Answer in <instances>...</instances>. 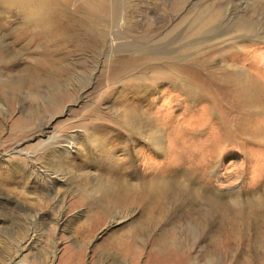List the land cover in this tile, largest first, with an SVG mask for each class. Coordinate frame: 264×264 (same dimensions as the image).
Returning <instances> with one entry per match:
<instances>
[{"label": "rangeland", "instance_id": "obj_1", "mask_svg": "<svg viewBox=\"0 0 264 264\" xmlns=\"http://www.w3.org/2000/svg\"><path fill=\"white\" fill-rule=\"evenodd\" d=\"M138 4L137 11L144 12L143 18L159 21L158 25L164 23L167 28L178 25L171 38L188 33L194 16L204 9L221 13V18L205 30L209 33L206 40L185 38L178 46L195 43L189 52L196 54L198 65L199 60L211 59L210 71L214 74L225 69L229 75L225 77L237 81L242 77L236 75L239 71L243 77L250 76L242 86V96L235 98L237 90L230 91L225 79L202 82L205 87H199L193 98L185 96L186 86L164 84L152 92L158 80L146 93L134 84L125 88L128 93L117 84L99 85L106 71L102 59L96 63L89 52L69 53L67 45H58V55L53 52L50 60L56 67L74 63L75 71L63 74L71 77L73 73L74 81L86 77L88 82L80 86L72 83L73 88L56 110L46 109L39 98L34 99L49 93L43 83H28L15 93L0 85V264H184L181 254L169 249L156 251L152 236L135 261L116 247V237L137 225L143 211L136 203H105L104 198L93 195L96 180L111 178L104 168L109 158L122 159L118 170L130 181L184 180V172L215 190L219 197L233 191L246 197L257 193L264 183V41L235 35L238 39L226 43L225 35H216V30L227 25L225 14L230 10L233 20L245 19L263 29L264 0H185L182 5H175L173 0H140ZM132 17L130 22L141 19L136 14ZM17 33L6 35L0 27L6 46L2 62L11 63L0 65L1 83L19 75L46 79L47 71L33 65L40 60V52L34 45L26 46L24 40L15 43ZM201 71L193 75H204ZM249 89L254 91L252 97ZM128 112L132 117L142 114L152 130H158L162 151L141 144L137 138L135 144L127 141L129 134L119 119ZM93 130L104 134V148L87 153V143L78 138L77 146L87 154L80 152L72 165L59 164L54 149H48L45 143L54 135H82ZM54 171L67 173L65 184L51 185L47 175L52 177ZM82 193L86 194L83 199ZM107 204L110 213L105 209ZM185 209L180 204L170 210L167 222H163L165 232L172 227L183 230ZM118 211L129 219L113 226L110 222ZM208 235L213 242L221 240L215 225ZM180 241L189 246L188 236L180 235ZM203 245V238H199L190 253Z\"/></svg>", "mask_w": 264, "mask_h": 264}, {"label": "bare ground", "instance_id": "obj_2", "mask_svg": "<svg viewBox=\"0 0 264 264\" xmlns=\"http://www.w3.org/2000/svg\"><path fill=\"white\" fill-rule=\"evenodd\" d=\"M139 1L0 0V15L3 16L0 19V27L6 35L18 32L15 43L24 40L26 46L34 45L35 50L40 52L41 58L34 61L33 65L40 70L44 69L48 74L44 80L38 79V76L35 78L26 75L20 78L23 75H19V78L13 77L3 84L0 81V85L8 87L15 93L20 88L26 87L28 83L35 86L43 83L49 89V93L41 99L36 95L34 99L39 98L46 109L56 110L67 98L68 90L73 88L72 83L80 86L88 82L86 77H78L74 81L73 73L71 77L66 73L63 74L65 71L67 73L75 71L72 68L74 63L64 65L61 63L62 65L56 67L50 60L53 52L58 55V45H67L70 47L69 53L89 52L92 61L96 63L97 59H102L106 71L100 76L99 85L117 84L128 93V88H125L134 84L140 87L141 93H146L153 81L158 80L156 85H152V92L157 91L164 84L171 85L173 88L186 86L185 96L193 98L194 92H198L199 87L201 89L205 87L200 85L202 82L225 79L230 86V91L237 90L235 98L242 96V86L249 81L250 76L243 77L244 74L241 71H236V75L243 77L237 81L228 78L229 75L225 69L214 74L210 71L211 59H204L202 63L199 60L198 65V57L194 56L196 54L189 52L194 49L195 43L191 41L186 45L178 46L185 38L198 37L206 40L209 33L205 30L221 18V13L215 11L216 9H204V12L194 16L193 26L188 33L181 32L171 38L178 25L167 28L164 23L158 25L159 21H151L148 17L143 18L141 14L144 12L137 11ZM173 3L182 5L185 4V0H173ZM133 14L141 19L130 22L128 19H131ZM225 17L228 23L222 30H216V35H225L226 43L232 38L246 39L248 36L256 41H264V28L245 19L233 20V10L227 12ZM118 53L126 54V56L117 57ZM4 54L6 55V46L0 36V65L9 62H2ZM165 57L170 58L165 59ZM157 65L162 66V69ZM199 69L204 75H193ZM248 93L252 97L253 89H249ZM261 95L264 97L263 94ZM248 103L247 106H249ZM119 122L129 134L128 142L135 144L134 138H137L141 144L151 146L156 151H162V138L158 130H152L142 114H134L132 117L130 112L122 113V119H119ZM78 133L65 137L54 135L46 139L47 148L54 149L59 164L72 165L75 157L81 155L80 152L87 154L91 150L96 153L104 148L103 133L94 130L82 135ZM78 138L79 140L82 138L84 143H87V153L86 150L77 146ZM88 161L90 163V160ZM107 163H109L108 166L103 167L110 172V175L112 174L111 178L96 180L98 184L97 186L95 184L97 189L93 190V195L104 198L105 203L116 205L136 203L143 211L139 223L122 232L115 241L116 247L123 252L124 256L130 257L131 261L137 259L148 237L152 236V244L156 251L162 249L167 252L166 249H169L174 254H181L184 264H264V183L257 193L244 194L246 197L236 191L223 193L219 197L220 194L215 190L193 180L184 172L182 173L184 180L137 179L130 181L124 172L118 170L123 164L122 159L119 161V159L109 158ZM106 170L105 172L109 174ZM51 174L52 177L47 175L52 179L51 185L55 182L65 184L66 172L54 171ZM83 193V196H80L81 199L86 197ZM180 204L187 207L184 215L185 227L181 231H176V228L172 227L165 232L163 228V222H167L165 218L170 215V210ZM105 209L110 213V205ZM122 214L118 211L113 215L110 223L116 226L128 221L129 215ZM213 225L220 231L221 240L218 242L211 241L208 235ZM180 235L188 236L190 239L188 247L180 241ZM199 238H203L204 245L199 247L196 253L195 251L190 253V249L195 247Z\"/></svg>", "mask_w": 264, "mask_h": 264}]
</instances>
